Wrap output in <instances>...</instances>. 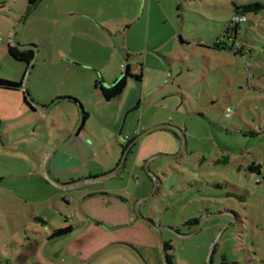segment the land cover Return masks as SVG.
Instances as JSON below:
<instances>
[{
    "label": "rangeland",
    "instance_id": "rangeland-1",
    "mask_svg": "<svg viewBox=\"0 0 264 264\" xmlns=\"http://www.w3.org/2000/svg\"><path fill=\"white\" fill-rule=\"evenodd\" d=\"M0 78V264H264V0H0Z\"/></svg>",
    "mask_w": 264,
    "mask_h": 264
},
{
    "label": "trees",
    "instance_id": "trees-1",
    "mask_svg": "<svg viewBox=\"0 0 264 264\" xmlns=\"http://www.w3.org/2000/svg\"><path fill=\"white\" fill-rule=\"evenodd\" d=\"M39 0H27V4H28V9H31L33 7L36 6V4L38 3ZM255 8L257 7L258 9H262V6L259 5H250V6H242V7H238L236 10L240 9V8ZM257 11V10H254ZM235 16H244V14H240V15H234ZM234 21V20H233ZM235 23H238L237 21H234ZM236 25L235 24V30H236ZM22 50L18 49V47L16 45H10L8 43L7 46V52L8 54L15 60L17 61H23L26 63L27 66H29L31 64V62L33 61V57H34V53L31 49H25L24 47ZM131 70L129 69V66H127L124 69L123 74L121 75V77L115 81L114 83H112L110 86L105 87V86H100V94L101 96L105 99V100H110L114 97H117L119 95H121L124 91V89L127 86V80L128 78H133L134 80H138L140 81L142 79V73L139 72L137 74H132L130 72ZM22 87V83L19 82H12L9 80H5L0 78V89H4V90H19ZM23 103L27 106V108L33 110L34 107L31 105L32 102L31 100L28 98L27 94L23 91ZM86 112L82 111V122L79 126V129L82 128L83 126V121H85L86 119ZM131 141H128V144H126V146H128L130 144ZM39 221L41 219H38ZM195 220H190L189 223L194 222ZM43 222V221H41ZM70 226L65 227L63 229H58V230H54V232L52 233L51 237L54 235H61L64 233H67L70 231ZM163 250H166L168 248H170L168 243H163L162 245Z\"/></svg>",
    "mask_w": 264,
    "mask_h": 264
},
{
    "label": "crops",
    "instance_id": "crops-1",
    "mask_svg": "<svg viewBox=\"0 0 264 264\" xmlns=\"http://www.w3.org/2000/svg\"><path fill=\"white\" fill-rule=\"evenodd\" d=\"M40 1V0H39ZM38 1V2H39ZM38 4V3H37ZM36 4V5H37ZM11 45V44H10ZM17 46V45H16ZM132 74H134L133 72H131ZM128 81V80H127ZM22 83V82H21ZM111 84H109L108 82H107V85L105 86V87H108V86H110ZM21 89L22 90H24V86H23V84H22V87H21ZM21 89H19V90H21ZM0 90H3V91H13V90H4V89H0ZM14 91H17V90H14ZM26 94H27V96H29V94H28V92L25 90L24 91ZM99 96H100V98L101 99H104L102 96H101V94H100V91H99ZM120 96V95H119ZM118 97V96H117ZM106 101H108V100H106ZM76 104V103H75ZM25 105V104H24ZM27 107V106H26ZM29 111H32V112H34V109L33 110H31V109H29V108H27ZM80 112H81V121L77 124V129H76V134H79V132L80 131H82V130H84V126H82V128H80L79 129V126H80V124H81V122H82V111H84L83 110V107H82V105H80ZM86 114H87V116H86V119H87V117H88V113L86 112ZM75 119H76V121H77V113L75 114ZM85 119V120H86ZM84 122V121H83ZM84 125V124H83ZM152 129V128H151ZM120 134V133H119ZM70 137V136H69ZM76 143V142H75ZM134 142L133 141H131L130 142V144L129 145H131V144H133ZM126 144H128V143H126ZM128 145V146H129ZM127 147V146H126ZM67 154H68V151L67 152H61V153H59L58 155H55V157H50V158H53V164L55 165V166H57L58 168H60V164H63V159H66L67 158ZM49 161H50V159H49ZM111 174H112V172H110ZM53 175V172L48 168V170L47 171H45L44 172V175L43 176H46V177H48V179L50 180V181H52L51 179H53L54 180V178L53 177H51ZM38 177H40V178H42L43 176H40V175H37ZM54 176V175H53ZM25 177H27V176H25ZM113 177V176H112ZM43 180H45L44 178H42ZM55 182H53V183H57L56 181L57 180H54ZM92 183H94L95 182V180L94 181H91ZM92 185V184H91ZM92 195H95V194H98V195H102V194H107V193H105V192H103L102 190H99V191H97V192H95V193H91ZM71 227V226H70ZM70 230H71V228H70Z\"/></svg>",
    "mask_w": 264,
    "mask_h": 264
},
{
    "label": "water",
    "instance_id": "water-1",
    "mask_svg": "<svg viewBox=\"0 0 264 264\" xmlns=\"http://www.w3.org/2000/svg\"><path fill=\"white\" fill-rule=\"evenodd\" d=\"M253 10H257V7H255V8H252V7H249V8H240V9L236 10V13L243 14V13H245V12L253 11ZM160 126H161V125L154 126V127H152V129L158 128V127H160ZM172 180H173L172 178H169V179L167 180V185H168V186L172 183Z\"/></svg>",
    "mask_w": 264,
    "mask_h": 264
},
{
    "label": "built area",
    "instance_id": "built-area-1",
    "mask_svg": "<svg viewBox=\"0 0 264 264\" xmlns=\"http://www.w3.org/2000/svg\"><path fill=\"white\" fill-rule=\"evenodd\" d=\"M233 20L239 22L240 20H244V16H235Z\"/></svg>",
    "mask_w": 264,
    "mask_h": 264
}]
</instances>
